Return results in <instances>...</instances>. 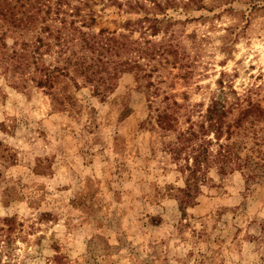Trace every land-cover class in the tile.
I'll return each instance as SVG.
<instances>
[{"label":"rangeland","instance_id":"374dc122","mask_svg":"<svg viewBox=\"0 0 264 264\" xmlns=\"http://www.w3.org/2000/svg\"><path fill=\"white\" fill-rule=\"evenodd\" d=\"M70 3L102 44L35 52L39 17L0 7V264H264V113L242 112L264 110V0ZM219 89L240 107L216 142ZM186 165L205 178L187 204Z\"/></svg>","mask_w":264,"mask_h":264},{"label":"trees","instance_id":"16d2710c","mask_svg":"<svg viewBox=\"0 0 264 264\" xmlns=\"http://www.w3.org/2000/svg\"><path fill=\"white\" fill-rule=\"evenodd\" d=\"M6 0H0V7H6V12L9 9L6 4ZM18 3L17 11L22 14V20H25V26H34L37 22V18L39 17L40 23V34L41 33H48L45 37L38 34L35 39L32 41L34 51H38V49L42 46L49 47L50 43L46 40L49 38L53 39V42H57L56 45L60 46V52L68 50L74 44V42H80L81 46L80 49L90 50L94 49L96 44H102V40L104 39L101 34L102 31H99L97 35L91 34L87 35L86 33L79 30L75 25L76 21L72 18L76 14L79 13L78 7L72 6L70 0H15ZM15 7H12L14 9ZM3 10V9H2ZM0 10V14L5 17V13ZM74 10V11H73ZM9 12V11H8ZM24 17V19H23ZM70 19V22H68ZM52 22H58L59 26L55 31L54 35L52 33L53 30L50 28V24ZM78 34V37H75ZM98 37L96 40L92 42L95 37ZM29 47L28 43H24L22 46V61L28 60V56L26 54V50ZM111 49H107L106 51H110ZM70 63V60L69 62ZM22 71H24V65L22 62ZM50 78L43 77L40 80L36 81L37 87L48 86L50 87ZM233 94H235L233 92ZM233 99V98H232ZM231 99V100H232ZM229 100V97L224 92V90L219 89L218 93H216L210 100V104L206 108L205 116H204V124H201V133L202 135L213 134V138L216 142H219L226 132V139L230 135L229 130V123L226 122V118L232 111L236 108H239L240 105L236 102L238 99L234 97V101ZM256 110L257 112L264 113V110H257L254 109L253 106L250 108L242 111L244 113H250L251 111ZM166 117V115L162 116V119ZM225 128V130H224ZM202 147V146H201ZM231 147L228 148L223 147L221 144L218 145L217 152L212 155V162L215 164L217 172L219 174L226 173L228 170V163L226 161V155L230 151ZM208 151L203 148L199 149V153L192 157V161L194 164L200 161V159L208 160L210 159V154L207 153ZM257 171L256 174L252 177V182L256 183L259 182L262 178H264V164L257 163ZM186 169L188 171V175L184 181V188L181 189L183 196L185 197V204L191 202L194 191L198 188L199 181L205 182L204 175L191 169L188 165H186Z\"/></svg>","mask_w":264,"mask_h":264}]
</instances>
